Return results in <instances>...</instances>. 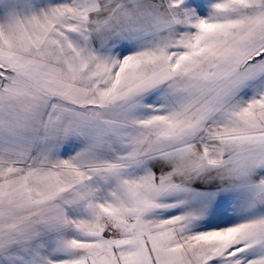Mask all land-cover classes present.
I'll use <instances>...</instances> for the list:
<instances>
[{"label": "snow or ice", "instance_id": "6c2138e0", "mask_svg": "<svg viewBox=\"0 0 264 264\" xmlns=\"http://www.w3.org/2000/svg\"><path fill=\"white\" fill-rule=\"evenodd\" d=\"M0 264H264V0H0Z\"/></svg>", "mask_w": 264, "mask_h": 264}]
</instances>
